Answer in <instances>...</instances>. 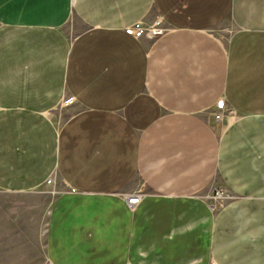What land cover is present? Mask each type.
Wrapping results in <instances>:
<instances>
[{
    "label": "crops",
    "instance_id": "obj_1",
    "mask_svg": "<svg viewBox=\"0 0 264 264\" xmlns=\"http://www.w3.org/2000/svg\"><path fill=\"white\" fill-rule=\"evenodd\" d=\"M0 264H264V0H0Z\"/></svg>",
    "mask_w": 264,
    "mask_h": 264
},
{
    "label": "built area",
    "instance_id": "obj_2",
    "mask_svg": "<svg viewBox=\"0 0 264 264\" xmlns=\"http://www.w3.org/2000/svg\"><path fill=\"white\" fill-rule=\"evenodd\" d=\"M160 23H161V19L158 18V19L156 20V22H155V27L153 28L154 31H155L156 33H160V32H162V30H161L160 28H157V27L160 25ZM157 25H158V26H157ZM127 31H128V33L132 34V35L135 36V37H138L140 34L144 33V30H143L142 28L128 29ZM73 102H74V98L71 97V98L67 99L66 104H67V105H70V104H72ZM223 108H224V107H223V105H222V106L220 107L221 110H220L218 113H216V120H217L219 123H221L222 126H224V128H225V125L227 124V122H226V117H224V115H223V111H222ZM45 184H46V186H48V187L54 189V188H55V185H56L55 177H54V176L49 177V178L47 179V181H46ZM40 189H41V188L37 189L36 191H38V190H40ZM142 197H143V193H142V192H140V191H138V192H134V193H132V194H130V195H128V196L126 197V202H127L128 206H129L131 209H135V208L140 204V202H141V200H142ZM214 197H215L217 200H219V201H221V200L224 199V198H227V196L224 194V192L222 191V189H220V190H219V189L216 190V192H215V196H214ZM218 205H219V203H218ZM214 206H217V204L214 205Z\"/></svg>",
    "mask_w": 264,
    "mask_h": 264
},
{
    "label": "rangeland",
    "instance_id": "obj_3",
    "mask_svg": "<svg viewBox=\"0 0 264 264\" xmlns=\"http://www.w3.org/2000/svg\"><path fill=\"white\" fill-rule=\"evenodd\" d=\"M56 190H59V188L57 187V188L52 189V188H49L47 186H44L43 188H41L40 190H38L36 192L46 198L47 205H48L50 203V201L52 200V197L54 196V194H56ZM42 196H40V198H42ZM207 198H208L209 202L217 203V200L214 199L212 196L210 198L209 197H207Z\"/></svg>",
    "mask_w": 264,
    "mask_h": 264
},
{
    "label": "bare ground",
    "instance_id": "obj_4",
    "mask_svg": "<svg viewBox=\"0 0 264 264\" xmlns=\"http://www.w3.org/2000/svg\"><path fill=\"white\" fill-rule=\"evenodd\" d=\"M211 196H209V198H210ZM214 198V197H213ZM214 199H216V198H214ZM217 200V199H216Z\"/></svg>",
    "mask_w": 264,
    "mask_h": 264
}]
</instances>
